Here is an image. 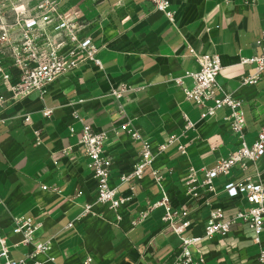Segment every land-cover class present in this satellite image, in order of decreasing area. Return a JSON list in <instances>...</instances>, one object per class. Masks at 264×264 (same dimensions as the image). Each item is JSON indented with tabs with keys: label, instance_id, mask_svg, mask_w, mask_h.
Instances as JSON below:
<instances>
[{
	"label": "crops",
	"instance_id": "1",
	"mask_svg": "<svg viewBox=\"0 0 264 264\" xmlns=\"http://www.w3.org/2000/svg\"><path fill=\"white\" fill-rule=\"evenodd\" d=\"M170 2V9L177 12L176 24L150 0H62L64 11L77 14L87 24L84 34L101 47L104 69L82 65L52 85L44 100L33 93L2 115L6 121L0 122V222L13 257L20 259L32 250L24 244L15 246L22 236L12 232L14 218L26 216L42 224L35 232L36 242L53 240L50 254L56 260L46 264H174L181 241L164 229L163 207L137 227L131 222L148 203L162 198L151 171L138 186L134 201L120 209L123 220L118 222L111 210L96 204L97 183L79 143L82 123L74 119L73 111L96 131L109 132L105 153L114 160V186L140 158L141 143L126 132L114 131L127 117L155 148L178 135L180 140L158 157L156 166L165 175L172 203L183 204L188 167L211 168L239 146L226 120L228 108L203 119V110L186 98L183 88L193 82L186 73L199 68L189 47L201 54L220 55L223 67L218 81L243 100L247 140L249 144L256 140L264 125V74L256 84L245 85L242 79L253 73L255 65L240 62L243 56L262 53L257 40L264 31V0L255 4L245 0ZM179 77L182 85L176 82ZM124 82L138 90L118 100L110 92ZM1 91L5 92L0 84ZM45 106L54 109L50 118L42 113ZM25 112L31 113L30 122L24 120ZM184 114L195 122V128L184 130ZM180 144L186 146V153L179 150ZM260 165L264 181V157ZM239 176L238 167L216 179L219 192L207 196L214 206L222 205L229 213L249 207L223 191L228 180ZM78 188L83 191L80 196L75 195ZM120 190L130 194L127 184ZM205 199L193 203L194 224L188 235L203 232L211 210ZM88 203L95 204V214L80 218ZM261 240V245L255 243L250 230L237 222L226 238L217 236L202 245L207 264H261L258 255L264 250V231ZM39 259L46 261L48 256Z\"/></svg>",
	"mask_w": 264,
	"mask_h": 264
},
{
	"label": "built area",
	"instance_id": "2",
	"mask_svg": "<svg viewBox=\"0 0 264 264\" xmlns=\"http://www.w3.org/2000/svg\"><path fill=\"white\" fill-rule=\"evenodd\" d=\"M154 8L166 14L168 19L177 23V12L170 9V0H150ZM226 3L231 0H224ZM259 0H245L247 4H255ZM62 0H23L13 5L8 12L0 4V84L5 92H0V122L6 119L2 116L14 104L28 98L33 93H38L44 100L49 94L50 87L63 77L79 69L82 65L93 64L104 69L99 57L101 47L97 45L92 36L84 34L87 24L72 12L62 9ZM262 53L252 57H241V64L255 65L253 73L245 76L242 83L245 85L256 84L264 74V31L257 40ZM189 52L195 57L199 68L188 71L186 76L192 78V86L184 87L186 98L194 102L203 111L201 118L213 117L220 109L228 108L226 116L231 131L237 136L239 146L236 151L228 156L219 158L211 168L197 169L193 165L188 167L186 179L183 183V192L186 200L183 204L175 206L165 184V175L156 166L158 157L166 153L168 147L180 140L176 134L169 140L154 147L150 140L144 138L140 130L132 123L131 119L124 121L114 131L126 132L133 140L141 143L140 158L134 163L129 173L119 176L120 183L111 184L114 160L105 153V145L109 138L106 130L96 131L93 126L80 116L78 111H73L75 120L82 123L80 145L86 156L90 159L94 178L97 183L96 204L106 206L111 210L116 220H123L120 213L122 207L134 201L138 186L151 171L154 182L159 186L162 198L156 202L148 203L142 208L131 222L133 227L144 223L158 208H164L162 223L164 229L180 238V251L176 254L174 264H207L206 250L202 245L204 241H211L215 237L226 238L231 232L233 224L241 222L250 230L252 239L261 245V235L264 231V181L263 170L260 165L264 157V125L259 131L256 140L249 144L247 140L246 113L243 100L228 92L218 81L222 70V61L219 54H201L193 47ZM179 85L183 84L181 77L176 78ZM138 88L129 83L112 87L110 94L120 100ZM83 100H81L82 102ZM121 114L127 115L125 107L120 104ZM54 109L44 107L42 113L50 118ZM26 122L32 120L30 112L23 115ZM184 130L195 128L196 124L187 114ZM74 132V129L71 128ZM37 144L41 143L40 134H37ZM179 150L186 153V146L179 145ZM241 170V176L228 180L223 186L229 197L245 201L249 207L237 209L229 213L222 205L214 206L209 194H217L219 187L216 179L229 176L236 168ZM127 184L129 195H123L120 186ZM57 191V188L54 189ZM59 192V191H58ZM78 188L76 196L82 195ZM205 199L204 204L211 206L209 215L205 220L201 235H188L194 224L192 218L193 203L197 204ZM95 204H86L80 218L94 212ZM42 226L34 222L33 218L21 216L14 218L12 232L21 235L22 239L15 246L24 244L32 246L24 257H13L8 238L2 234L0 222V264H46L55 262L52 256L53 240L45 242L35 241V232ZM69 226H73L70 223ZM195 248V252L192 250ZM40 255L48 256L46 261L40 260ZM90 261V258H87ZM258 261L264 264V250L261 249Z\"/></svg>",
	"mask_w": 264,
	"mask_h": 264
},
{
	"label": "rangeland",
	"instance_id": "3",
	"mask_svg": "<svg viewBox=\"0 0 264 264\" xmlns=\"http://www.w3.org/2000/svg\"><path fill=\"white\" fill-rule=\"evenodd\" d=\"M22 1L23 0H0V4H2L4 6V9L9 12L13 5H16ZM32 1L36 2L37 0Z\"/></svg>",
	"mask_w": 264,
	"mask_h": 264
}]
</instances>
